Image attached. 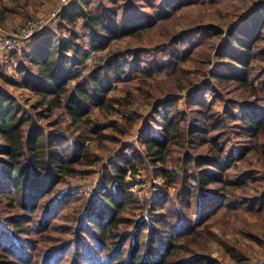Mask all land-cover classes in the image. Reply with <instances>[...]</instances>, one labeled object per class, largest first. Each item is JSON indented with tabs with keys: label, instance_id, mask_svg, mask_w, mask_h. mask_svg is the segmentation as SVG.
Returning <instances> with one entry per match:
<instances>
[{
	"label": "trees",
	"instance_id": "16d2710c",
	"mask_svg": "<svg viewBox=\"0 0 264 264\" xmlns=\"http://www.w3.org/2000/svg\"><path fill=\"white\" fill-rule=\"evenodd\" d=\"M219 1L76 0L22 48L16 78L0 69L1 81L38 98L24 107L0 89V264L213 262L192 248L216 214L237 208L235 192L258 180L232 169L253 153L264 159V2L227 28L155 27ZM125 39L127 47L114 46ZM158 76L166 88L145 95L153 114L137 131L139 145L105 133L135 124L92 116L129 106L130 94L110 97L117 84L139 77L142 89ZM98 166L95 195L71 184ZM146 167L162 182L140 198L133 188ZM241 198L263 211L264 185Z\"/></svg>",
	"mask_w": 264,
	"mask_h": 264
},
{
	"label": "rangeland",
	"instance_id": "374dc122",
	"mask_svg": "<svg viewBox=\"0 0 264 264\" xmlns=\"http://www.w3.org/2000/svg\"><path fill=\"white\" fill-rule=\"evenodd\" d=\"M65 1L0 0V44L8 38L16 39L20 37L17 31L24 29L27 23L44 21V28L41 31L32 37L18 39L17 47L0 49V69L6 76L10 78L17 77L15 65L17 58L21 57L22 48L24 47L25 49L42 31L53 29V25L59 20L58 15L60 11L68 8L76 0H68L67 3ZM261 1L264 2V0H220L210 6L196 3L183 8L170 19L162 22L163 26L158 25L155 28L159 32L163 30L162 32L164 33L165 30L171 32L172 30L185 29L201 22L209 21L227 28L241 22L244 16ZM150 35H152V31H145L140 37L145 40ZM127 40L129 39L118 42L114 46L120 48L127 47ZM131 44H137V42L131 41ZM259 63L264 66V58ZM188 67L192 68V66ZM165 85L166 78L160 76L146 81L142 89L139 77L126 84L119 83L111 92L110 97L120 96L126 98L130 94L129 106L124 108L115 104L113 110L107 114L96 108L93 110L92 116L100 122L114 121L116 123H126L124 118H127L128 123L130 120H133L131 123H135L134 128L126 131L124 135L111 130H106L105 133L114 135L117 138L120 137L126 143L139 145L137 131L145 127L146 123L152 121L153 114L151 105L149 104L150 99H146L145 95L150 90H152V93L154 90L159 93L161 88L165 90ZM0 89L8 91L24 107L29 106V104L34 103L38 99L28 89L19 85H10L1 80ZM63 119L66 120L65 117ZM107 144L110 148L115 147L114 144L109 142L104 143V145ZM96 150L97 153L101 152L98 149ZM104 154L101 155V158L104 163H107L109 157H113V153L109 151ZM2 159L0 157V160ZM236 166L231 171L232 175H236V173L242 170H249L254 173L258 180L249 181L244 190L235 192L236 201H238L237 208L223 210L216 214L211 219L207 234L199 239V244L194 246L192 251L209 256L213 260L211 264H264V210L261 212L254 211L241 203V196L248 199L255 197L264 185H261L264 181V159L261 155L253 153L248 158L238 162ZM101 170L98 166L91 175L85 177L77 176L72 178L70 182L72 185L80 186V191L84 192V187L98 179L99 173L102 175ZM153 174L154 172L151 167L140 170L136 179L143 181V183L136 184L133 188V192L137 197L142 198L150 195L153 197L158 192V186L162 181L161 178L153 179Z\"/></svg>",
	"mask_w": 264,
	"mask_h": 264
},
{
	"label": "built area",
	"instance_id": "2783aa9c",
	"mask_svg": "<svg viewBox=\"0 0 264 264\" xmlns=\"http://www.w3.org/2000/svg\"><path fill=\"white\" fill-rule=\"evenodd\" d=\"M66 3L68 0L65 1ZM54 15V14H53ZM44 28V21H37V22H29L26 24L24 29L21 31H17L20 37L16 39H6L3 43L0 44V49H12L17 47V40L18 39H25L34 36L36 33L41 31ZM102 175L101 173L98 174V179L94 180L91 184H88L86 187L83 188L84 192L89 195L93 196L99 191L100 186L102 184Z\"/></svg>",
	"mask_w": 264,
	"mask_h": 264
}]
</instances>
